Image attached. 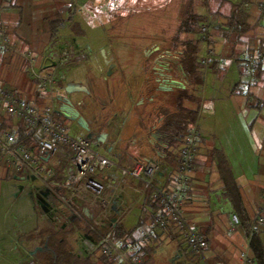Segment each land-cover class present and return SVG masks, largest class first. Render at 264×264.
Instances as JSON below:
<instances>
[{
    "label": "crops",
    "instance_id": "1",
    "mask_svg": "<svg viewBox=\"0 0 264 264\" xmlns=\"http://www.w3.org/2000/svg\"><path fill=\"white\" fill-rule=\"evenodd\" d=\"M262 4H264V0L249 1L248 24L250 30L242 38L235 54L228 52L224 38L214 36L217 53L228 59L225 73L223 72L221 76L215 73L211 65L204 72L203 85L192 86L182 66L179 69L182 73L180 76L172 71L173 68L167 67L170 65L169 62L163 61L161 62L163 67L160 69L161 71H155L154 74L162 78L163 85H167V87H163L164 91L145 97L138 88L134 90L132 88L129 94L123 96L124 98L120 97V103L121 100H127L123 104L119 103L120 105L114 100L111 102L113 93L111 92L109 95L107 92V105L99 102L100 92L95 84L91 85L92 78L77 80L79 82L77 84L71 82L73 84L68 85L66 90L62 76L71 74L72 67L81 63V57H86L89 60L82 72L89 77L94 68H97L102 74L106 71L108 77L118 71L122 76H140L143 74V65L146 63L141 61L142 52L136 50L138 47L133 48L134 50L131 52H122V48L119 46L117 52H112L114 44L109 42L111 40L107 36L106 26H103L105 28L104 37L97 41L96 46L86 42L82 43L73 28H83L81 25L85 21L91 22L93 18L90 15L89 18L88 15L84 17V14L79 13L70 0H0V25H9L13 46L11 53H0V87L8 89L13 96L26 99L38 106L48 98V101L53 100L54 104H57L56 109H58L60 98L70 99L76 109L81 111H79L80 116L87 120L88 129L92 134L95 133L93 136L97 137L98 143L116 141L115 144L119 146L118 149L121 152L115 153L113 145L106 149L120 160V164L124 163V166H129L127 162L129 163L131 158V161L134 159L135 163L139 160L148 162L157 155L158 129L163 124L165 115L177 111L180 105L199 111L196 125L201 134V146L194 167L190 199L185 207V214L188 220L206 236L208 249L204 258H197L192 254L189 246L180 242L179 238L168 232H159L155 240L157 245L153 244L148 248L150 252L146 259L148 258L150 261L147 260V264H164L171 259H174L178 264H193L197 259L205 264H242L241 251L246 250L252 256L254 254L250 246L249 230L257 215L264 216V64L257 69L258 80L256 83L245 87L247 79L243 74L241 57L251 48L261 42L264 43L262 37L264 9ZM58 13L68 21L65 28L60 30L56 39L53 40L50 21L55 20ZM66 28H71L69 33L71 40L63 37V31ZM109 43L113 45L111 46ZM101 52L106 62L99 56ZM28 53H32L33 63L25 60L24 57ZM143 54L146 60L150 58L149 51H145ZM166 54L167 60L172 59L170 52ZM165 58L162 57V59ZM115 60L118 61L117 64ZM127 60L132 62H127ZM154 63H158L157 59ZM233 70L238 71L239 81L231 82L233 83L232 88L226 87L224 94L219 91L220 94H217L216 98L213 96V107L208 110L207 118H203L201 106L207 102V96L204 93L205 85L211 80L215 86L219 85L220 90L227 82L226 79L229 80V76L233 75ZM46 71H54L56 74L55 92L44 93L40 89V84L38 83V86L37 82L32 79V73L44 74ZM207 76L209 80L206 82ZM179 79L186 83V89L185 87L178 88L182 85ZM107 80L108 78L105 79V81ZM134 81L139 87L140 80ZM128 86H125V92L129 91ZM200 89L202 90L201 95L199 94ZM65 91L68 93L65 94ZM73 91L83 92L89 96L91 100L88 105L75 103ZM183 91H187L191 98L186 99ZM175 93H180L182 97L176 105H169L168 102ZM55 97H57V101ZM136 98L140 99H137V103L133 104L132 101ZM161 98L166 99L165 105L159 103ZM183 101L186 102L183 103ZM215 104H218V107ZM160 106L162 109H160V113L163 115L160 126L157 128V124L154 122V113L159 112ZM92 107H97L101 116L99 120L94 117ZM3 116V112L0 111V120ZM60 116L66 122L70 121L63 114ZM147 119L149 123L144 124L143 120ZM142 127H145L146 130ZM151 127L154 131L156 130L157 134V140L152 149L146 145H139ZM91 137L89 139L93 141L94 138ZM45 162L47 167L56 173L57 180L55 179L54 187L64 195L67 190L69 191V188L66 187L67 183L64 181H66L69 171L75 170L76 160L68 149H64L57 157L46 158ZM4 166L0 167V172L5 174L7 169ZM59 174L61 177L65 175V178L61 180ZM110 178L114 180V174ZM31 179L35 181L38 178L32 177ZM98 179L103 181L109 178L99 175ZM60 182L65 184H59ZM159 182L166 183L165 179ZM126 185L127 183L123 185L115 201L120 216L124 214L125 207H128L136 197L141 198L143 196L141 194H144L138 182L129 181L127 187ZM71 201L77 204L76 207H82V203L76 197H72ZM155 208L157 209V207L154 206L153 213L156 211ZM65 210L68 212L67 214H73L70 209L65 208ZM234 215L240 219L238 226L233 223ZM72 216L70 223L72 222L73 225L76 217ZM47 225L49 227L48 219ZM65 229L70 232L72 228H67L63 224V233L67 231ZM259 229L258 237L264 245V225H259ZM160 241L162 244L159 247Z\"/></svg>",
    "mask_w": 264,
    "mask_h": 264
},
{
    "label": "rangeland",
    "instance_id": "2",
    "mask_svg": "<svg viewBox=\"0 0 264 264\" xmlns=\"http://www.w3.org/2000/svg\"><path fill=\"white\" fill-rule=\"evenodd\" d=\"M227 1L233 4H240L243 0ZM213 2V0H78V4L76 5L71 2L76 7V10L79 11V13L84 14V17H86L85 15H88L89 18L90 15V17L93 18L91 19V22L85 21L84 24L81 25L83 28H73L74 32L76 31L77 38L82 43L86 42L89 45L96 46L97 41L100 40V38L104 37L105 28L103 26H106L107 36L110 37L111 40L109 42L115 45L114 48V45L109 43L111 44V46L113 45L112 52H117L119 46L122 48V52H131L132 50H134L133 48L138 47L136 50L142 52L141 61L146 64L143 65V74L136 77L122 76L120 75L119 71L115 74H111L108 77L106 75V71H104L102 74L97 68L93 69L91 76L89 77L85 74H82V72H84L83 67L89 62V60H87L86 57H81V63L72 67L71 74L62 76V81L66 85V90L68 89V85L79 83L77 82V80H90L92 78L91 85L95 84L100 92L98 96L99 102L107 105V92L109 95L111 94V92L113 93V99L111 100V102H113L114 100L118 105L123 104L127 101L121 100L120 103V97L122 98L123 96L129 94L132 88L133 90L138 88L140 91H142L141 93L142 95H145V97L151 96L155 93L160 94V91H164L163 87H167V85H163L161 81L162 78L159 75L154 74V72L161 71L160 69L163 68L161 62L164 61L170 63V65H168L167 67L173 68L172 71H174L175 74L178 73L180 76L182 75V73L179 71V69L181 68L180 61L182 56L180 41L184 40L185 37L200 40L201 51L199 54V62L205 68L203 72L208 70L211 65L217 63L215 68H212L215 70V73L217 75L221 76L223 72L225 73V70L227 68V63H225V65L221 64V58L225 59V62L228 61V59L226 56H221L217 53L213 38L215 35H217V33L214 31H218L217 29L221 25H225L226 20H224L223 18L216 19L213 16L212 13L215 12V6L213 5ZM190 13H196L197 15H200L202 17L207 16V21L202 22L200 23V25H198L196 34L178 37V28ZM93 20L94 22H92ZM205 26H209L210 28L209 32L206 34L203 33L202 30ZM70 30L71 28H66L63 31V37L69 39L71 36L69 34ZM217 36L220 37V35ZM175 39H178L179 41H176ZM138 41H141L142 43H139ZM262 44L263 42L258 44L256 47L251 48L247 52H250L254 48L261 46ZM145 51H149L151 54L148 60L144 58L143 52ZM210 51H213V56L210 55ZM167 52H170L172 54L170 56L172 59L167 60L165 58ZM99 56L101 57V59H103L104 62H106L102 52L99 54ZM208 56L214 58L212 59V61L210 60L208 64L203 63V59L207 58ZM162 57H164L165 59H162ZM155 59H157L158 61L157 64L154 63ZM28 61H31V63H33L32 53L31 60ZM115 62L117 64L118 61L115 60ZM127 62L132 61L127 60ZM154 67L155 69L153 70ZM46 72L51 73L56 79V74L54 71ZM35 74H40L39 76H42V73H32V79L36 81L38 85V83L40 84V78L35 77ZM257 74L258 73L256 72V77L258 80ZM107 78L108 80L105 81V79ZM137 79L138 81L140 80L139 87L137 85V82L135 83L134 81ZM87 80H85V83H87ZM208 80L209 78L207 76L206 82ZM226 81L227 82L223 84L224 86L220 90L219 85L215 86L211 82V80L205 85L204 93H206L207 102L203 103L201 106L203 118H207L208 110L213 107V96L216 98L217 94H220L219 91L224 94L226 87L232 88L233 83L239 81L238 71L233 70V75L229 76V80L226 79ZM180 82H182V85L178 88L185 87L186 83L182 80H180ZM187 84L189 83L187 82ZM124 85H129L127 87L129 89L128 92H125ZM56 87L57 85L53 88V91L56 89ZM186 88L187 87H185V89ZM73 92L75 94V96H73V101H75V103H81L80 105H88L91 100L89 96H87L83 92ZM66 93L68 92L65 91V94ZM201 93L202 90L199 92V94L201 95ZM171 97L172 98L168 103L169 105L173 106L179 102L182 96H180V93H175ZM163 98L159 99V103L165 105L167 102L166 99L164 100ZM55 99L56 101L58 100L57 97H55ZM137 99L140 98L134 99L132 103L136 104L138 101ZM185 102L186 101H183V103ZM49 104H51V102L48 101V98H46V101L43 100L40 105L44 106ZM54 106H56L57 108V104H54ZM215 106L218 107V104H215ZM96 108L97 107H92V110L95 114L94 117L99 120L101 116L98 109ZM160 109L161 106L159 107V112L157 111L155 112L156 114L154 113V122L155 124H157V128H159L160 126L161 116L163 115L162 113H160V111L162 110ZM59 115L61 114L57 113V117L65 125L68 126L69 133L72 136L85 137L88 139L92 136L91 138H94V140L92 141L90 139V141L92 142L93 147L97 153L113 159V161H115L120 166H124V163L120 164V160L107 150L113 145V151L115 153L121 152V150L118 149L119 146L115 144L116 141L107 143H104L102 141L101 143H98V141H96L98 140L97 137L93 136L95 133L92 134L89 129H85L82 124L79 123V121L70 120L66 122L64 119H61ZM208 119L210 122V116L208 117ZM85 121L87 122L86 119ZM0 122L3 126L8 125L5 128H14L17 131L18 124L21 121L9 119L3 116ZM143 123L148 124V119L146 121L143 120ZM142 128L145 129V127ZM156 135V130L154 131V129L151 127L150 131H147L145 133L144 139H142L143 141L139 143V145H146L147 147H150L152 149L157 140ZM100 144H103L105 147ZM32 150L37 152L38 148ZM131 160L129 163L127 162L129 166L125 167H132L137 163L147 162L139 160L135 163L134 159L133 161ZM150 161L165 163L169 166L170 170H174L175 167L170 166L168 163L161 160L157 155L151 158ZM3 165H5L4 167L5 169H7V172L5 174L4 172H0V264H43V243L45 239L53 232L59 234V237H65L68 245L75 255L81 258L91 257L95 263L101 264V261L99 262V260L103 256L101 255L100 251L96 252L95 249L98 243L104 239H108L110 242H112L111 233L116 224L123 225V227L127 230L134 229L135 233L131 237V239L134 240V238L138 234L139 229L141 227L147 226L149 218L153 217L161 208V204L159 202L154 203L149 192H145L144 194H141V196L143 195L141 198L136 197L133 202L128 205V207H125L124 214L120 216L117 211V206L114 209L115 201L110 205H107V203H103L102 201L97 199L95 193L93 195L92 193H84L81 191V187L84 184V181L82 179H73L70 181L69 179L74 173V170L69 171L66 176V181L64 182L67 183L66 187L69 188V191L67 190V192L63 195L62 193H60V191L57 190L56 187H54V182H56L57 176L56 173L50 170L49 167H47L49 168L47 170L51 171L53 173V176L44 183L40 178L35 179V181L32 180L31 178L36 176H33L31 174L28 175L22 173H13V171L7 166L6 159L0 160V167H2ZM113 174L115 180H117V177H120V171H118L117 169L114 170ZM14 175L20 176L13 178ZM62 178H65V175L61 177V180ZM163 179H165V181H168L170 179V176L165 177L164 175L162 177H157V181H161ZM125 180L127 183L126 187L128 186L129 181H135L132 179ZM64 182H60L59 184ZM139 185H141V183H139ZM141 191H143V189H141ZM68 192L70 193L68 194ZM72 197H76V199H78V201L82 203L81 208L75 206L77 204L71 201ZM140 199L142 200L138 202V200ZM152 203H154L153 206ZM154 206L157 207V209L155 208V213H153ZM65 208L70 209L73 214H67L68 212H66ZM84 210L88 214L87 218L82 216V211ZM72 215L81 218L80 221H78V218L75 223H73V225L72 222L70 223ZM258 216L264 219V216L257 215L255 217L254 224H256ZM47 219L49 227L47 225ZM63 224H65L67 228H72L71 231L69 232L68 229H65L67 231L66 233H63ZM261 225H264V222L260 224V226ZM88 227L94 229L95 234L98 235L96 236L97 238H93L91 234H87L86 231L82 230ZM257 227L259 226L257 225ZM159 232H168L170 233V235H174L179 238L180 242L185 243V241L174 229H168V231H158L157 233L159 234ZM259 233L260 231L257 234H252L251 236L249 234V237H251L250 239H252L253 236L258 235ZM153 244L154 246L157 245V241L149 245V247ZM161 244L162 242L160 241L158 244L159 247L161 246ZM149 247H147L146 249H148ZM252 257L255 260L254 254ZM145 264L147 263L145 262ZM164 264L178 263L174 261V259H171ZM193 264H205V262L197 259Z\"/></svg>",
    "mask_w": 264,
    "mask_h": 264
},
{
    "label": "built area",
    "instance_id": "3",
    "mask_svg": "<svg viewBox=\"0 0 264 264\" xmlns=\"http://www.w3.org/2000/svg\"><path fill=\"white\" fill-rule=\"evenodd\" d=\"M70 1L75 5L78 4V0ZM261 6L264 9V4ZM202 30L206 34L210 28L205 26ZM9 31V25H0V53L9 54L12 51ZM262 37L264 39V31ZM212 53L213 51H210V55ZM24 58L31 60V53L26 54ZM213 58L208 56L203 59V63L208 64ZM241 61L243 74L247 79L245 87L252 86L257 81L258 66L264 64V43L244 53ZM225 63V59L221 58V64L225 65ZM39 75L34 76L40 78L41 91L52 92L57 85L55 77L47 72L42 76ZM0 111L6 118L21 121L27 129V134L38 147L36 152L25 143H19L16 129L5 128L0 122V160L6 159L7 166L13 173L31 174L45 183L53 176V173L47 170L49 168L45 159L57 157L64 149H68L76 160L74 173L69 180L82 179L84 181L82 192L93 195L95 193L97 199L110 205L116 201L121 187L126 183L125 179H132L141 183L144 193H151L154 203L161 204L158 212L149 218L147 226L139 229L134 240L121 238L110 242L104 239L98 243L95 251H100L102 256L111 260L112 264H144L141 253L155 242L158 231L168 229H174L194 255L204 258L208 248L207 238L185 214V207L190 199L194 167L201 146V134L197 125L191 126L184 136L174 170H170L167 164L158 161L125 167L97 153L90 139L72 136L68 126L57 117L58 112L53 100L49 105L37 106L26 99L13 96L8 89L0 87ZM115 169L120 171V177L111 180L110 177ZM99 175L109 179L101 181L98 179ZM164 175L170 176V179L165 184H161L157 181V177ZM263 222L264 219L258 216L256 224L250 227V236L260 231L257 225ZM233 223L235 226L240 224L237 215L233 216ZM240 257L242 264H255L254 258L246 250L241 251Z\"/></svg>",
    "mask_w": 264,
    "mask_h": 264
},
{
    "label": "trees",
    "instance_id": "4",
    "mask_svg": "<svg viewBox=\"0 0 264 264\" xmlns=\"http://www.w3.org/2000/svg\"><path fill=\"white\" fill-rule=\"evenodd\" d=\"M215 6V12L212 13L217 19L223 18L226 20L225 25H221L217 30L214 31L217 35L225 39L226 47L231 54L236 52L237 46L241 44L242 38L250 30L248 24V9L249 1L243 0L240 4H233L227 0H213ZM71 11V8H69ZM68 9V10H69ZM61 14L58 13L55 20H51V36L55 40L60 30H62L67 21L63 19ZM59 16V17H58ZM71 17L69 18V21ZM207 21V16H200L196 13H190L188 17L181 23L178 28L177 35L189 36L194 35L197 32L198 25L202 22ZM179 41L178 39H175ZM182 48V56L180 64L189 78V82L192 86L203 85V75L205 70L204 66L199 62L200 54V40L186 38L180 41ZM216 64L212 67L215 68ZM212 68V69H213ZM185 98L189 99L191 96L188 95L187 91H183ZM60 116V115H59ZM199 111H194L188 108L179 106V109L173 113L165 115L163 124L158 129L159 139L156 143V151L158 157L168 163L170 166H176L178 153L184 136L191 126L197 124ZM61 117V116H60ZM61 119H63L61 117ZM8 125L4 126L7 127ZM13 129V128H12ZM17 139L19 143H25L31 149H37V145L30 139V135L27 134L26 127L21 122L18 124V130L16 131ZM20 175H14L13 178ZM151 195V193L149 192ZM154 204V203H153ZM83 217H88V214L83 211ZM79 217H76L75 221ZM81 218L78 219L80 221ZM87 234H91L94 238H97L93 228H84ZM135 230H127L121 224H116L112 229L111 240L115 242L121 238L131 239ZM181 237V236H180ZM251 247L255 257L256 264H264V245L259 239L258 235H255L251 239ZM42 251L44 256L42 258L43 264H99L95 263L91 257L81 258L72 252V249L68 245L65 237H59L56 232L51 233L44 241ZM150 250L144 249L141 253V257L147 263ZM101 264H112L111 260L107 257H102L99 262ZM150 261V260H149ZM148 261V262H149Z\"/></svg>",
    "mask_w": 264,
    "mask_h": 264
},
{
    "label": "water",
    "instance_id": "5",
    "mask_svg": "<svg viewBox=\"0 0 264 264\" xmlns=\"http://www.w3.org/2000/svg\"><path fill=\"white\" fill-rule=\"evenodd\" d=\"M60 106L58 108V113L63 114L66 118L73 120V121H79L80 124L85 129H88L87 122L83 117L80 116L79 111L76 109L75 104L68 98H60L59 100ZM117 206V203L115 202V207Z\"/></svg>",
    "mask_w": 264,
    "mask_h": 264
}]
</instances>
